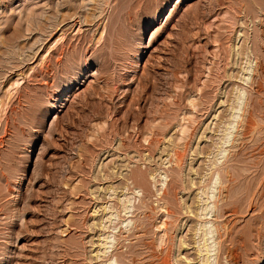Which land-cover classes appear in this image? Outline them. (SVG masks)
<instances>
[{
    "label": "rangeland",
    "instance_id": "obj_1",
    "mask_svg": "<svg viewBox=\"0 0 264 264\" xmlns=\"http://www.w3.org/2000/svg\"><path fill=\"white\" fill-rule=\"evenodd\" d=\"M263 30L264 0H0V264H264Z\"/></svg>",
    "mask_w": 264,
    "mask_h": 264
},
{
    "label": "bare ground",
    "instance_id": "obj_2",
    "mask_svg": "<svg viewBox=\"0 0 264 264\" xmlns=\"http://www.w3.org/2000/svg\"><path fill=\"white\" fill-rule=\"evenodd\" d=\"M258 30H259V29H258ZM263 31H264V30H263ZM238 35H239V34H238ZM240 96H241V95H240ZM237 97H238V95H237ZM238 102H240V100H239ZM236 108H237V107H236ZM238 109H239V108H238ZM236 110H237V109H236ZM237 111H238V110H237ZM235 115H239V114H238V113H234L233 116H235ZM236 117H237V116H236ZM252 119H253V118H252ZM235 123H236V122L232 120V122L229 123V127H231V126L234 127V126H235ZM251 123H252L251 119L248 118L247 121H246V123H245V125L243 126L244 130H245V129L248 130L249 128H251V125L253 124V123H252V124H251ZM237 124H238V123H237ZM232 127H231V128H232ZM231 128H230V129H231ZM234 128H235V127H234ZM227 131H228V130H227ZM246 132H247V131H246ZM228 133H229V132H228ZM228 133H227V135H228ZM244 134H245V133H244ZM225 138H226V137H225ZM225 140L227 141V139H225ZM225 140H224V138H223V141H225ZM226 141H225V142H226ZM211 181H212V180H211ZM211 183H212V182H211ZM211 183H210V184H211ZM215 185H216V183L213 181V184H211V187H210V188H212V189H213V188H216ZM216 190H217V189H216ZM224 190H225V189H224ZM214 191H215V190H214ZM219 191H220V190H219ZM212 192H213V191H212ZM227 192H228V191H227ZM164 193H165V192H164ZM210 193H211V192H210ZM221 194H222V193H221ZM221 194H220V195H221ZM228 195H229V194H228ZM226 196H227V194H226ZM219 198H220V197H219ZM221 198H222V197H221ZM225 198H226V197H225ZM225 198H224V199H225ZM221 200H222V199H221ZM224 201H225V200H224ZM216 204H217V203H216ZM214 205H215V204H214ZM229 205H230V204H229ZM224 206H225V205H224ZM226 206H228V205H226ZM228 208H230V206H228ZM232 208H234V207H232ZM225 210H227V209L225 208ZM225 210H223V211H225ZM230 211H231V210H230ZM230 213H231V212H230ZM233 214H236V215H237V210H234ZM197 215H198V214H197ZM123 222H124V221H123ZM225 229H226V228H225ZM216 230L219 231L217 228H216ZM223 230H224V229H223ZM213 232H214V230H213L212 228H211V229H208L207 232H206V235L208 236V235H210V234H213ZM218 233H219V236H220V237H223V236H221L220 232H218ZM225 233H226V232H225ZM219 236H218V237H219ZM218 239H219V238H218ZM220 241H221V240H220ZM222 241H223V240H222ZM174 247H175V246H174ZM167 248H168V247H167ZM227 248H228V247H227ZM230 249H231V248H230ZM230 249H229V250H230ZM157 251H158V250H157ZM173 251H174V249H173ZM173 251H172V252H173ZM230 251H231V250H230ZM234 251H235V250H234ZM153 252H154V251H153ZM153 252H152V253H153ZM155 252H156V251H155ZM200 252H201V251H200ZM228 253H229V252H228ZM150 254H151V253H150ZM169 254H170V252H169ZM199 254H200V253H199ZM166 255H167V254H166ZM166 255H165V256H166ZM208 255H209V254H208ZM208 255H207V256H208ZM227 255H228V254H227ZM233 255H234V254H233ZM152 256H153V257H156V261H154L153 258H151V259H153V260L150 259V260L152 261V262H151L152 264H171V263H172V262H171V259L169 258L171 255H170L169 257H167V256H166V257H160V256L157 255V254H153ZM163 256H164V254H163ZM209 256H210V255H209ZM150 257H151V255H150ZM173 258H174V257H173ZM207 258H208V257H207ZM235 258H236V257H235ZM226 259H227V258H226ZM230 259H231V258H230ZM236 259H237V258H236ZM236 259H235V260H236ZM108 260H109V259H108ZM111 260H113V259H111ZM131 260L133 261L134 259H131ZM227 260H228V259H227ZM116 261H117V260H116ZM145 261H146V260H145ZM153 261H154V262H153ZM173 261H174V260H173ZM116 263H117V262H113V261L108 262V264H116ZM132 263H133V262H132ZM149 264H150V262H149Z\"/></svg>",
    "mask_w": 264,
    "mask_h": 264
}]
</instances>
